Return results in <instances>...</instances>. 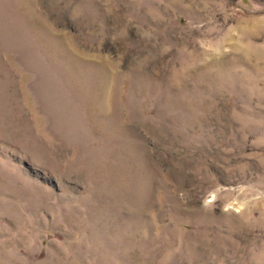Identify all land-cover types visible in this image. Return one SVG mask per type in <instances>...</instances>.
Instances as JSON below:
<instances>
[{
	"label": "rangeland",
	"instance_id": "1",
	"mask_svg": "<svg viewBox=\"0 0 264 264\" xmlns=\"http://www.w3.org/2000/svg\"><path fill=\"white\" fill-rule=\"evenodd\" d=\"M0 264H264V0H0Z\"/></svg>",
	"mask_w": 264,
	"mask_h": 264
}]
</instances>
